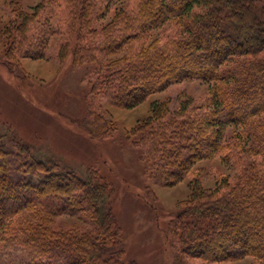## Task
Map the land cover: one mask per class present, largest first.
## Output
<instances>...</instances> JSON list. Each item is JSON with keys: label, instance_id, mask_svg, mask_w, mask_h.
<instances>
[{"label": "trees", "instance_id": "1", "mask_svg": "<svg viewBox=\"0 0 264 264\" xmlns=\"http://www.w3.org/2000/svg\"><path fill=\"white\" fill-rule=\"evenodd\" d=\"M115 1L11 6L0 30L3 62L44 58L58 32L57 59L71 55L74 66H87V119L90 136L98 138L118 128L96 110L99 101L130 109L172 84L205 83V97L182 98L173 108L152 100L126 136L140 149L149 182L173 186L187 179L190 192L165 228L172 264L244 258L264 264V4L119 0L112 9ZM215 157L229 173L204 187L197 163ZM114 191L96 167L77 172L15 132L0 134V258L135 264L125 256ZM62 213L77 215L81 227L56 226Z\"/></svg>", "mask_w": 264, "mask_h": 264}, {"label": "rangeland", "instance_id": "2", "mask_svg": "<svg viewBox=\"0 0 264 264\" xmlns=\"http://www.w3.org/2000/svg\"><path fill=\"white\" fill-rule=\"evenodd\" d=\"M40 1L0 0V30L8 20L11 6L20 4L29 8ZM119 3V0L113 2L111 8ZM50 24L54 28L55 20ZM60 40L56 32L49 38L44 58H20L10 67L1 57L0 37V134L15 132L47 157L77 172L86 166L96 167L115 189L113 209L124 233L127 260H134L135 264H172L165 228L177 202L190 192L187 179L173 186L145 179L140 149L126 133L149 114L152 100H168L173 108L182 98L205 97L207 85L199 80H184L151 94L130 109L99 101L96 110L105 111L118 128L111 137H91L87 119L90 89L87 66H74L71 55L59 61L56 50ZM197 167L201 168L200 182L204 187H212L220 173H229L218 157L202 160ZM81 222L77 215L67 213L54 218V224L61 228L73 224L81 227ZM26 261L21 254L0 258V264H26ZM249 261L250 258H244L213 264Z\"/></svg>", "mask_w": 264, "mask_h": 264}]
</instances>
